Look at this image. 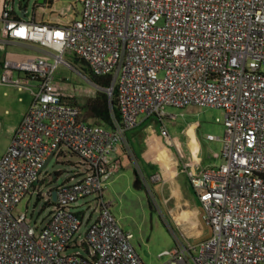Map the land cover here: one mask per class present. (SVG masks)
Wrapping results in <instances>:
<instances>
[{
  "label": "built area",
  "instance_id": "1",
  "mask_svg": "<svg viewBox=\"0 0 264 264\" xmlns=\"http://www.w3.org/2000/svg\"><path fill=\"white\" fill-rule=\"evenodd\" d=\"M80 1V18L62 26L16 18L15 0L1 6L0 48L30 42L41 55L6 60L0 76L1 84L20 90L26 84L14 81V72L36 83L30 109L0 158V264H144L134 235L114 217L104 184L126 132L142 116L164 117L167 106L220 109L225 127L223 164L191 178L211 235L180 245L167 264H264V0ZM67 52L94 75L110 76L103 90L116 97L121 114L114 129L82 121L72 97L56 85ZM63 149L79 163L62 184L46 188V177L52 185L62 175L42 179ZM33 195L48 209L43 224L34 220L35 208L15 214Z\"/></svg>",
  "mask_w": 264,
  "mask_h": 264
},
{
  "label": "rangeland",
  "instance_id": "2",
  "mask_svg": "<svg viewBox=\"0 0 264 264\" xmlns=\"http://www.w3.org/2000/svg\"><path fill=\"white\" fill-rule=\"evenodd\" d=\"M36 2L37 0H15L14 10L20 14L21 9L27 7V17H30ZM55 2V9L58 12L55 15L75 17L74 10L76 9L78 13L81 10L78 0H56ZM75 2H77L76 5ZM63 58L68 64L64 62L59 64L55 72V81L56 85L64 90L65 93L82 103L87 95L93 96L91 91L103 90V88L91 82L92 75L89 73L87 65L73 53L67 52ZM262 70L264 72V67ZM161 76H163V73H161ZM164 115L163 120L158 121L153 117L148 123L152 124L155 131H158L162 136V127L167 130L174 141L172 150L182 163L185 161L189 167H195L198 164L201 168L220 167L223 164V142L221 140L208 141L206 139L208 134H213L216 137L224 136V113L222 110L195 107L180 109L167 106L164 110ZM142 127L139 129H142ZM5 145L6 138L4 134H0V155L3 154ZM63 151L65 156L63 154V158L59 159V161L54 158L42 174V179H44L46 173L51 174L53 177L58 170L63 171L60 179L52 185L48 184L51 178L46 177L44 182V185L47 186L46 188L62 184L70 174L67 172L74 171L70 165L77 166L79 163L80 159L78 156L69 153L66 149H63ZM155 151L158 153V157L164 158L159 150L156 149ZM124 157L127 158V156ZM65 161H70V163H64ZM128 162L129 159L127 158L123 162L124 168L120 170V173H124V169L129 170L130 182L124 177L116 182L118 188L115 190V194L118 195V201L114 206L115 212L119 214L121 227L134 233L132 244L144 264H163L169 260V253L175 249L174 242L177 234L171 229L169 218L164 216L165 210L160 202L152 206L147 189L135 187L136 176L134 172L130 167L129 169L125 168ZM128 182L130 189L126 191L124 186L125 184L128 185ZM191 192V196L196 198L197 195L193 188ZM90 200L91 198H87L84 201L88 202ZM199 202L202 211L205 213L200 200ZM35 203H37L36 206ZM43 206V201L37 202L36 195L28 196L18 205L15 214L25 213L27 210L30 214L35 208L34 220H37L39 224H43V220L48 213V209L43 210ZM90 214L91 210L87 212L86 220ZM86 228L87 225L85 223L83 232ZM206 228L208 230L211 229L208 222H206Z\"/></svg>",
  "mask_w": 264,
  "mask_h": 264
},
{
  "label": "crops",
  "instance_id": "3",
  "mask_svg": "<svg viewBox=\"0 0 264 264\" xmlns=\"http://www.w3.org/2000/svg\"><path fill=\"white\" fill-rule=\"evenodd\" d=\"M3 1L0 0V10ZM55 1L44 0L42 3L37 1L30 17H27V7L21 9L20 14L14 12V16L16 18L54 26L70 24L80 18L82 11L80 0L78 2L81 5V10L79 13L76 9L74 10L75 17L55 15V13H58L55 9ZM22 14H25L26 17L23 18ZM1 26L2 24L0 23V39H3L4 36ZM40 51L41 48L38 45L30 42L16 41L7 43L4 48H0V76L6 60L33 58L41 55ZM49 61L52 62V59H49ZM12 79L14 81L21 79L26 84V88L20 90L14 84L0 83V134H4L6 138L4 152L0 155V158L6 153L14 134L29 111L34 98L33 92L36 89L35 81L24 73L14 72ZM91 93L93 96L87 95L85 99L94 97L96 91H91ZM72 98L75 99L73 96ZM152 118L142 116L138 125L126 132L125 141L118 144L113 151L111 155V169H113V172L104 184V196L112 203V213L120 225L119 214L115 212L114 208L118 201V195L115 194V190L118 188L116 186L117 180H122L124 177L130 182L129 170L124 169V173H120V170L124 168L123 162L128 158L129 162L125 165V168L129 169L130 167L134 172L136 176L135 187L147 189L152 206L160 202L162 208L165 210L164 216L169 218L171 229L177 234L174 242L175 249L172 251L174 252L182 244L197 245L211 235V229L208 230L206 228L207 220L198 200L199 197L193 198L191 196V190L193 188L191 178L200 176L209 168H201L198 164L195 167H189L185 161L182 163L172 150V146L174 145L172 137L168 133L172 141V145L169 146L165 137L158 131H155L152 124L148 123ZM157 120L160 121L159 119ZM146 123L148 124L145 125ZM140 127L142 129H139ZM216 138H218L216 140L220 141L223 137ZM206 139L208 141H215L209 140L207 137ZM156 149L163 154L164 158L158 157V153L155 151ZM124 156H127V158ZM129 182L128 185L125 184L124 186L126 191L130 189ZM128 232L134 235L132 231L128 230ZM170 260L171 257L163 264L169 263Z\"/></svg>",
  "mask_w": 264,
  "mask_h": 264
},
{
  "label": "trees",
  "instance_id": "4",
  "mask_svg": "<svg viewBox=\"0 0 264 264\" xmlns=\"http://www.w3.org/2000/svg\"><path fill=\"white\" fill-rule=\"evenodd\" d=\"M82 62L85 63L84 61ZM88 70L92 75V83L101 88H108L110 86V76H96L89 67ZM68 101L78 108L82 121L90 125L95 124L104 126L108 129H114L116 123H121V114L116 97H110L104 90L98 89L94 97H89L80 104L73 98H69ZM150 117H155L160 121L164 119V117H160L157 114L149 116V118Z\"/></svg>",
  "mask_w": 264,
  "mask_h": 264
},
{
  "label": "water",
  "instance_id": "5",
  "mask_svg": "<svg viewBox=\"0 0 264 264\" xmlns=\"http://www.w3.org/2000/svg\"><path fill=\"white\" fill-rule=\"evenodd\" d=\"M39 3L44 2V0H37ZM22 17L25 18V14H22ZM47 166V163L45 164L44 168ZM54 200H56V193L53 194Z\"/></svg>",
  "mask_w": 264,
  "mask_h": 264
}]
</instances>
